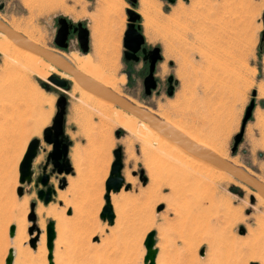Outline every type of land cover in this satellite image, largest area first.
<instances>
[{
  "label": "rangeland",
  "instance_id": "1",
  "mask_svg": "<svg viewBox=\"0 0 264 264\" xmlns=\"http://www.w3.org/2000/svg\"><path fill=\"white\" fill-rule=\"evenodd\" d=\"M140 3L0 0V19L34 43L65 52L87 75L112 79L117 94L182 122L203 143L222 150L226 160L237 159V166L264 181V0H176L173 4L149 0L146 10ZM126 9L139 14L146 45L162 50V65L155 76L158 86L149 96L138 79L141 64L133 66L131 79L126 78L121 53ZM61 17L73 26L80 22L91 31L92 51L89 43L83 54L75 38L66 50L55 46ZM13 51V46L0 39V264H5L10 248L15 252L12 264H48L45 226L50 220L55 229L53 264H144L143 241L152 230L155 264H264V199L256 198L255 191L227 173L228 178H223L215 169L202 168L198 189L191 193L192 178L190 183L181 179L186 161L176 152L177 158H171L174 151L162 147L157 136L130 124L126 119L130 115L114 105L106 109L87 95L79 99V95L69 94L70 88L55 87L44 73L65 79L63 73L42 59L22 67ZM173 73L188 77L192 95L205 91L213 100L203 103L190 92L169 100L164 82ZM42 83L48 84L49 90L42 88ZM59 95L67 99L65 118L76 176L69 177V188L64 186L43 205L33 182L23 185L22 196L16 194L18 165L32 138L40 140L38 152L45 147L42 130L52 122ZM251 99L252 114L232 153L233 137ZM117 147L123 154L124 184L130 187L110 194L115 217L109 225L97 210L105 203L104 180ZM141 170L145 184L139 179ZM60 194L66 196L64 203L58 200ZM31 202H35V224L44 234L43 244L38 238L35 248L30 247L28 235ZM198 204L204 206L203 211L196 208ZM50 206L59 210L62 223L47 214ZM17 219L26 224L19 253L11 242ZM10 225H15L13 237L9 236ZM201 248L203 255L199 254Z\"/></svg>",
  "mask_w": 264,
  "mask_h": 264
},
{
  "label": "water",
  "instance_id": "2",
  "mask_svg": "<svg viewBox=\"0 0 264 264\" xmlns=\"http://www.w3.org/2000/svg\"><path fill=\"white\" fill-rule=\"evenodd\" d=\"M131 4H134L136 0H129ZM168 3L173 4L176 0H166ZM2 8V5H0ZM127 14V24L126 30L123 34L122 45L124 48L123 55L127 59L128 55H134L139 49L140 45L144 43V37L141 33V27L139 24H135L140 20V16L133 9H126ZM58 29L55 34L54 44L60 50H66L68 48V37L76 34V39L79 43V47L83 54H86L89 50V31L86 29L82 23H77L73 26L65 18H58ZM70 30L72 33L70 34ZM0 32L5 34L14 44L17 46L34 52L41 56L43 59L54 65V67L65 74L70 75L78 84L85 90L95 94L96 96L113 103L116 107L122 109L123 111L137 117L139 120L147 123L152 129L158 132L162 137L172 141L185 151L191 153L193 156L210 163L211 165L226 171L234 179L240 183L246 185L253 191H255L262 199H264V183L258 180L256 177L248 173L241 167H238L231 162L221 158L218 154L212 150L205 148L199 144L188 139L180 131L175 129L169 123L159 118L157 115L149 112L147 109L138 107L135 104L128 101L123 96H120L113 92L108 87L104 86L102 83L96 81L92 77L84 74L83 72L76 69L71 63H69L60 54L55 53L47 48H44L23 36L21 33L13 30L4 21L0 19ZM70 34V35H69ZM263 36V34H262ZM132 43H131V42ZM145 52L146 49L141 50ZM152 55L149 57V68L148 74L143 78L144 93L149 96L153 90L157 89L158 83L154 76V71L156 68V63L161 60L160 49L154 47L151 51ZM131 68L126 71V77H129L131 73ZM172 76L168 78L169 87L166 89V94L171 96L173 93V86L171 85ZM52 85L62 89H68L71 87V83L68 80L62 79L57 75H50L47 79ZM41 87L49 90V85L42 83ZM256 95V91L252 92V97ZM67 99L64 95H59L56 100V112L52 118L51 125L46 127L42 132L43 141L52 146V150L48 155L47 163L42 167V172L40 176L33 179V169L32 163L36 157L40 140L38 138H32L25 149V152L18 165V182L19 186L16 188V194L20 197L24 192L23 185L34 183V187L37 189L38 184H41L42 188L36 190V196L43 204L47 205L53 198L55 191L52 186L48 185V180L53 173L57 174H69L71 172V167L67 159L68 149L70 142L64 135V120L66 113ZM254 108V99H251L249 105L245 109V113L241 122L240 130L233 137V145L231 147V152H235L238 144L241 142L244 128L246 122L252 114ZM119 131L116 132V135ZM113 161L111 163L109 175L105 181V194L103 196L104 205L100 211L99 218L102 221H107L109 225L114 222V211L111 204L110 194L116 193L124 188L128 190L130 184H124V177L122 176L123 168V154L120 147L113 150ZM50 163L52 169L49 173H46V166ZM139 179L145 184L146 178L143 176V171H139ZM59 188L63 189L65 185V179L59 180ZM254 197L251 195L250 201L253 202ZM35 202H31L29 205V213L27 215V220L31 222L28 227L29 245L35 248L36 241L40 236V229L36 226V214L34 212ZM162 209V206L158 211ZM15 232V225H10L9 236L13 237ZM35 232V235L33 233ZM33 235V236H32ZM46 235V249H47V261L48 264H53L52 262V252H53V242L55 239V229L54 221L50 220L45 226ZM143 246L145 248V255L143 257L144 264H155V258L157 254V249L155 248V231H150L147 233ZM200 255L204 254V248L199 251ZM14 258V250L10 248L8 250L7 256L5 258V264H12Z\"/></svg>",
  "mask_w": 264,
  "mask_h": 264
},
{
  "label": "bare ground",
  "instance_id": "3",
  "mask_svg": "<svg viewBox=\"0 0 264 264\" xmlns=\"http://www.w3.org/2000/svg\"><path fill=\"white\" fill-rule=\"evenodd\" d=\"M148 2H149V0H141V3L140 4H141V6H142L143 9L146 10V7L148 8ZM112 36H114V34H112ZM0 39L4 43H6L7 45H11V46L14 47L13 55L19 61L18 64L21 65L22 67H28L29 65L38 64V63L41 62V59L43 61H45L46 63H48L49 65H51L52 67H54V65H52L51 63H49L48 61H46L45 59H43L38 54H36L34 52H31L29 50H26V49H23V48L17 46L5 34H3L1 32H0ZM30 41H33V40L30 39ZM33 42H35V41H33ZM51 51L60 54L69 63H71L76 69H78L79 71L83 72L82 70H80L79 68H77L73 64V62L67 56L64 55V54H66L65 52H58V51H54V50H51ZM16 52H19L21 54L18 56L16 54ZM61 73H63V72H61ZM84 74H86V73H84ZM44 75H45L46 78H48L51 74L44 73ZM61 75H62L63 78H65V80H68L71 83V87H70V90H69V94L71 96L79 95V99H81L84 95H87L88 98L94 100L96 103H98L99 105H101L103 108H106L107 109V108H112L113 107V105H114L113 103H111V102H109L107 100H104V99L96 96L95 94H93V93H91V92L83 89L78 84V82H76L70 75L65 74V73H63ZM92 78L95 79L96 81L98 80V82H101L104 86L108 87L109 89H112L114 92H116V94L119 93V91L116 89L115 83H114V81L112 79H108V78H106L104 76H101V75H96V76L95 75H92ZM51 100H53V97H51ZM131 103H132V101H131ZM136 106H138V105H136ZM114 107H116V106L114 105ZM138 107H140V106H138ZM116 108L119 109V110H121V111H123L122 109H120L118 107H116ZM142 108H145L146 109L148 107L144 106ZM147 110L149 112L155 114V112L152 111L151 109H147ZM123 112L126 113L127 115H130V116H126V119H127V121L130 124L137 125V126L143 128V129L147 130V132L149 133V135H153V136L155 135V136H157L161 140L162 147H165L168 150L169 149L170 150L172 149L174 151V154H170L169 155L171 158H173V159H176L177 158L176 155H175V152H176L178 156L182 157L186 161V163L184 164V168L186 169V171L184 172L185 174H183V177L181 179H182V181L184 183H190L189 180H190V178H192L191 183L194 184V188L191 190V193H193L195 190L198 189V186H199L200 180H201V178H199V177L200 176L202 177V168H207V169L212 168V169H215L214 171H215V173H216L217 176L223 177V178H228V175H227L228 173L226 171H224L222 169H219V168L211 165L210 163H208L206 161H203L201 159H198L197 157L193 156L191 153L185 151L184 149H182L181 147H179L178 145H176L175 143H173L172 141H170V140L162 137L158 132H156L154 129H152L144 121L139 120L137 117H135V116H133V115H131V114L125 112V111H123ZM116 119L118 121L120 120L119 117H117ZM166 122L169 123L171 126H173L175 129H177L178 131H180L184 136H186L191 141H193L196 144H199V145H201V146H203L205 148H208V149L212 150L213 152H215L216 154H218L221 158H223V159L226 160L225 153L222 150H218L217 148L212 147L209 144L203 143L200 139H198V137H196L195 135L191 134L188 131H185L179 125L174 124L172 122H169L167 120H166ZM236 160H232L231 159L229 162H231L232 164H234V165L237 166L238 164H237ZM196 164L201 165V168L200 169H197L195 167ZM238 167H240V166H238ZM259 180H261V179H259ZM262 182H264V181H262ZM187 190L190 191V189H187ZM254 196L256 198H259L261 201H263V199L256 192H254ZM199 205H200V207H196V208L198 210H200V211H203L204 210V206L202 207L201 206L202 204H198L197 206H199ZM46 212H47V214H50L58 223H62L63 222L64 219H63L61 213L59 212V210L55 206L48 207V209L46 210ZM196 213H200V212H196ZM16 223H17V225H16L15 236L12 239L11 242H12L13 245H15L17 247V253H19V251H21V247H22V244H23V235H24V231H25V228H26V224H25L24 219H17L16 220ZM43 241H44V234H43V231H42V233L39 236V243H40V245L43 244ZM14 254H15V252H14Z\"/></svg>",
  "mask_w": 264,
  "mask_h": 264
},
{
  "label": "crops",
  "instance_id": "4",
  "mask_svg": "<svg viewBox=\"0 0 264 264\" xmlns=\"http://www.w3.org/2000/svg\"><path fill=\"white\" fill-rule=\"evenodd\" d=\"M166 1V0H165ZM167 2V1H166ZM176 2V1H175ZM168 3V2H167ZM169 4H171V3H169ZM160 7V6H159ZM159 10H160V12H159V15H161V13H162V10H161V7L159 8ZM140 13V12H139ZM163 14V13H162ZM142 16V15H141ZM150 26H151V23H150ZM124 34V33H123ZM142 35H143V33H142ZM144 36V35H143ZM122 39H123V37H122ZM89 43H90V47H91V51H92V36H91V31H89ZM160 49V48H159ZM122 51H123V47H122V49H121V53H122ZM160 55H162V50L160 49ZM141 64V63H140ZM139 64V65H140ZM160 65H162V60H160L159 62H158V64H157V68H159L160 67ZM169 66L171 67L172 66V63L171 62H169ZM138 69V68H137ZM140 69V68H139ZM157 70V69H156ZM158 74V72L156 71V73H155V76ZM172 75V74H171ZM173 78L175 79V81L177 82V85L175 86V89H174V92H173V94L171 95V96H168L167 95V98L169 99V100H175L176 98H177V96H178V94L180 93L181 94V96L182 97H185L186 95H188V94H186V93H188V92H190V96H194L195 98H197V100H200L201 102H203V103H205L206 101L208 102H211L212 100H213V98L211 97V95L209 94V93H207V92H195V94L194 95H192L193 94V90L192 89H194V88H191L190 87V84H189V81H188V77H182L181 75L179 76V77H177L176 75H174V73H173ZM184 84H185V86H184ZM196 86V85H195ZM194 86V87H195ZM190 101V100H189ZM189 101H188V104H189ZM152 111H154L155 112V115L157 114L158 115V117L159 118H161V119H163V120H167V121H169V122H172V123H174V124H177V125H179L180 127H182L185 131H188L183 125H181L182 124V122H180V121H178V120H173V119H171V118H168V117H164L163 116V114L162 113H160V112H158V111H156V110H153L152 109ZM67 117V116H66ZM167 118V119H166ZM179 122V123H178ZM181 123V124H180ZM68 124H69V122H68V119H66L65 118V120H64V135H65V137L68 139V141L70 142V145H69V149H68V154H67V159H68V161H69V164H70V167H71V172L69 173V174H64V173H61V174H57L56 172L55 173H53L51 176H50V178H49V180H48V185H50V186H52L53 187V189H54V191H55V194H54V196H53V198H55L57 195H58V191L60 190V191H62V189H60L59 188V180L60 179H62V178H64L65 179V185L64 186H66V188L68 187H70V182H71V180H69V177H74V176H76V163L75 162H73V160H74V157H73V153H72V141H71V137H70V135L68 134ZM51 125V124H50ZM50 125H48V126H50ZM48 126H46V127H48ZM46 127H44L43 129H45ZM90 132H91V129L89 128L88 129ZM42 132H43V130H42ZM188 132H190V131H188ZM191 133V132H190ZM191 134H193V133H191ZM43 135V134H42ZM194 135V134H193ZM42 140H43V138H42ZM44 142V141H43ZM45 143V142H44ZM41 144V143H40ZM46 145H45V147L43 148V150H40L38 153H37V155H36V157L34 158V160H33V163H32V169H33V179H35L36 177H38V176H40V174H41V172H42V167L44 166V165H46V163H47V158H48V155H49V153L51 152V150H52V146L51 145H49V144H47V143H45ZM42 145H40V147H41ZM51 169H52V165L50 164V163H48L47 164V166H46V173H49L50 171H51ZM74 180H72V182H73ZM104 182H105V180H104ZM34 184V183H33ZM42 188V186H41V184H38V186H37V189H41ZM70 190H71V188H70ZM104 194H105V192H104ZM104 196V195H103ZM65 194L63 195V194H60L59 196H58V200H61L63 203L65 202ZM52 198V199H53ZM41 201V200H40ZM42 202V201H41ZM69 202H70V204L72 203V200L70 199L69 200ZM43 203V202H42ZM43 205H45V204H43ZM103 205H104V203L103 204H100L99 205V207H98V210H97V213H99L100 211H101V209H102V207H103Z\"/></svg>",
  "mask_w": 264,
  "mask_h": 264
},
{
  "label": "flooded vegetation",
  "instance_id": "5",
  "mask_svg": "<svg viewBox=\"0 0 264 264\" xmlns=\"http://www.w3.org/2000/svg\"><path fill=\"white\" fill-rule=\"evenodd\" d=\"M1 9V8H0ZM139 22L137 21L135 24H138ZM58 29V28H57ZM57 32V30H56ZM72 33V30H70V34ZM69 34V35H70ZM76 34H73V36H69L67 41L70 42L71 40H73L74 38L76 39ZM76 42H77V47L80 49L79 47V43L76 39ZM131 42V41H130ZM132 43V42H131ZM69 45L68 44V48H69ZM56 46V44H55ZM57 47V46H56ZM58 48V47H57ZM67 48V49H68ZM145 48L146 51L145 52H142L141 50ZM154 47H149L146 45V42L144 41L143 44L140 45V49L134 54V55H128V58L125 59L124 58V55H123V51H124V48H123V51H122V57H123V63L124 65L127 66V69H132L131 70V73L129 75V77H126L128 80L131 79V77H133V74L135 73L134 71V67L135 65H139L141 63L142 67H141V70H140V74L138 76V79L140 80V83H141V89L142 91H144V85H143V78L148 74V68H149V57L152 55V53L150 52ZM81 50V49H80ZM71 57H75V55L73 53H70L69 54ZM159 62V61H158ZM158 62L156 63V68H155V71H154V76H155V73H156V69H157V64ZM124 76V75H123ZM171 75H168L166 78H165V82H164V87H165V92H166V89L169 87V81H168V78L170 77ZM135 81V80H134ZM158 83V81H157ZM171 85L173 86V92H174V89H175V86L177 85V82L175 81V79L173 78L172 76V80H171ZM173 94V93H172Z\"/></svg>",
  "mask_w": 264,
  "mask_h": 264
}]
</instances>
